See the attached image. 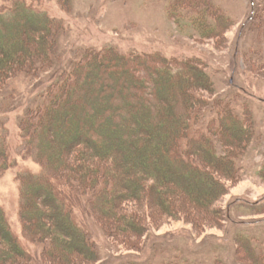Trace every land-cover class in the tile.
I'll use <instances>...</instances> for the list:
<instances>
[{
  "label": "trees",
  "instance_id": "16d2710c",
  "mask_svg": "<svg viewBox=\"0 0 264 264\" xmlns=\"http://www.w3.org/2000/svg\"><path fill=\"white\" fill-rule=\"evenodd\" d=\"M256 1L258 12L247 28H258L264 40V0ZM48 2L0 0V97L24 73L55 74L21 118L23 154L44 167L19 175L23 218L28 237L44 245L45 260L24 242L0 199V264H101L103 248L82 209L129 255L145 251L158 226L173 219L193 221L200 230L232 220L240 226L234 232L241 261L264 264V230H254L264 218L249 222L234 212L237 203L260 213L264 206L220 204L232 181L243 180L260 137L257 98L234 79L235 94H221L204 57L125 51L117 44L90 47L59 70L68 25ZM61 2L74 9V0ZM171 8L185 32L220 44L238 22L216 0H177ZM107 71L132 78L129 95L105 102L91 119L68 112L84 104L82 112L92 111L99 83L91 74ZM19 161L11 128L0 120V176ZM249 225L255 227H244ZM149 262L132 264H155ZM163 264L209 263L181 254Z\"/></svg>",
  "mask_w": 264,
  "mask_h": 264
},
{
  "label": "rangeland",
  "instance_id": "374dc122",
  "mask_svg": "<svg viewBox=\"0 0 264 264\" xmlns=\"http://www.w3.org/2000/svg\"><path fill=\"white\" fill-rule=\"evenodd\" d=\"M176 1L74 0V9L70 11L61 0H49V9L56 16L64 18L68 25L64 36L62 63L58 69L68 68L73 61L82 58L90 47H106L112 44L121 46L125 51H164L173 57H204L210 62L219 79L220 93L234 95L231 82L236 79L240 89L257 98L256 109L259 114L260 137L245 161L244 178L241 181H232L230 192L220 204L231 207L234 202L239 201L243 205L248 202L264 206V40L259 36L258 28H247L248 21L258 12V1L216 0L219 5L228 8L238 21L235 28L229 31L224 44L214 38L203 40L185 32L171 12ZM45 75L32 78L24 73L0 97V120L11 128L15 156L20 160L17 166L0 176V199L7 206L17 232L42 260H45L42 255L44 245L33 242L26 233L22 212L24 195L19 175L28 169L42 171L44 168L35 157L28 158L23 154L25 138L21 118L30 102L39 93L45 92L55 78V74ZM116 75V71H107L104 74L92 72V78L99 83V91L94 95L96 100H91L92 111L82 112L85 109L84 104L75 105L76 109L70 108L68 112L77 111L81 117L91 119L92 112H96L105 102L116 101L122 95L128 96L130 88L127 87L132 78L125 80L124 76ZM178 92L182 95L181 90ZM240 107L243 108L244 105L240 104ZM155 120L158 121V118ZM234 212L236 216L248 219L249 222L264 218V213L249 205L244 207L240 203L235 204ZM81 216L85 222L91 224L101 243L104 251L101 264H132L134 260L163 264L177 260L181 254L189 255L195 260L205 259L209 264H213L217 258H225L226 264H244L238 255L234 232L240 226L232 220L228 226L218 224L200 230L193 221L173 219L158 226V230L150 236L145 251L129 255L126 249L120 250L97 224L96 217L84 209ZM254 230L262 232L264 224H258Z\"/></svg>",
  "mask_w": 264,
  "mask_h": 264
},
{
  "label": "water",
  "instance_id": "95a60500",
  "mask_svg": "<svg viewBox=\"0 0 264 264\" xmlns=\"http://www.w3.org/2000/svg\"><path fill=\"white\" fill-rule=\"evenodd\" d=\"M234 81H236V79H234Z\"/></svg>",
  "mask_w": 264,
  "mask_h": 264
}]
</instances>
